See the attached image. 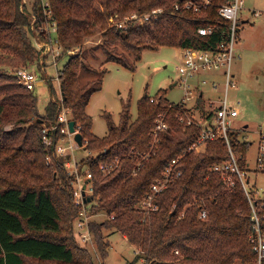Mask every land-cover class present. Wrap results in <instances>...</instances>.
<instances>
[{
	"label": "trees",
	"instance_id": "16d2710c",
	"mask_svg": "<svg viewBox=\"0 0 264 264\" xmlns=\"http://www.w3.org/2000/svg\"><path fill=\"white\" fill-rule=\"evenodd\" d=\"M200 0H48L57 38L68 51L80 47L87 37L100 34L106 43L105 63L114 62L130 67V61L116 53L121 45L138 60L145 50L159 48L214 50L218 37H202L199 28L219 29L226 24L217 14L225 0H210L211 6L201 16L183 11L172 13L175 5ZM22 0H0V66L24 67L38 56L30 39L29 20L21 12ZM162 8L164 14L153 18L149 28L139 31L133 24L125 30L107 28L109 18L133 13L147 14ZM27 14L43 15L40 0H28L23 6ZM138 37L146 38L144 42ZM113 47L112 49L110 47ZM61 60V59H59ZM133 70V68H131ZM59 84L65 107L83 140L86 149L96 156L82 163L92 174L93 198L106 219L90 222L96 252L101 261L108 253V231H117L140 253L127 264H251L254 253L248 241L251 232L250 208L240 188L226 189L218 173L211 169L229 160L222 138L196 145L199 129L179 122L177 107H169L163 94L155 103L143 96L137 102V117L131 118L130 101L123 103L116 124L104 114L107 133L98 138L91 132L92 119L86 107L93 94L101 90L107 71L93 70L85 59L71 57L60 71ZM81 74L97 75L85 85L79 84ZM200 118L205 112L197 101ZM54 102L44 113L37 110L34 94L16 78L0 72V131L9 114L17 123L36 116L37 121L25 129L0 133V264H96L90 252L81 248L74 237L72 225L78 215L72 198L73 177L68 175L65 158L42 143V126H49L56 116ZM165 113L168 130L160 135L156 154L146 162L135 177H131L135 160L129 152H147L148 134L157 114ZM58 136H54L56 143ZM230 147L245 157L249 144L240 142L237 133L228 135ZM195 145V146H194ZM48 160V165L47 159ZM181 157L177 168L181 177L170 184L155 199L157 209H139L151 185L162 177L164 169ZM121 159L119 168L105 176L99 165ZM246 163L240 162L245 168ZM203 201L206 219L200 220L199 210L190 204ZM190 205V207H188ZM264 232V203L258 204ZM184 216L180 219L181 214ZM113 217V219H111ZM178 251V255L174 252Z\"/></svg>",
	"mask_w": 264,
	"mask_h": 264
},
{
	"label": "built area",
	"instance_id": "2783aa9c",
	"mask_svg": "<svg viewBox=\"0 0 264 264\" xmlns=\"http://www.w3.org/2000/svg\"><path fill=\"white\" fill-rule=\"evenodd\" d=\"M27 4V0H22L20 10L23 12L29 20L30 39L36 50H42L47 55H52L51 65L55 68L57 75L56 64L62 54V47L57 38V26L53 20L52 11L48 0H40V6L42 10L43 20L39 21L35 13L27 14L23 11V6ZM211 6L210 0H200L198 3L186 2L183 5H175L172 13H180L190 10L194 16H201L207 8ZM245 10V0H225V2L217 7V14L225 22V27L219 29L212 26L206 28H199L198 34L202 37H218V43L214 50H193V49H181V61L177 68L178 80L174 84L182 89L183 96L179 103H171L169 107H177L179 113L177 118L180 123L186 126H196L199 129V138L196 145H200L206 141H213L217 138H222L227 146L229 160L223 164L216 165L211 169L212 172L218 173L223 182V186L226 189H233L237 185L240 186L247 203L250 208V223L251 232L248 236V241L252 247L254 253V260L251 264H264V232L262 230L263 218L259 215L258 204L264 203V191L261 188H255V185L251 183V179L248 177V170L240 166V162H245V157L237 155L232 151L229 143L228 135L234 132L230 129V126L235 122L239 116V110L234 106H228L227 93L229 88L234 87L233 73L231 70L232 61L235 59V44L237 41V26L239 23V12ZM164 14L162 8L153 9L147 16L141 19L142 23L149 21L151 18H156L159 15ZM251 14L254 17L260 16L259 12L252 11ZM135 15L131 18H127V21L133 20ZM142 25V24H141ZM118 30L123 29L124 25L119 23ZM125 29V28H124ZM53 34L55 35L53 39ZM53 44L57 45L56 50L53 48ZM70 53V52H69ZM43 73V78L35 74V71L29 69H17L11 74L17 79L18 83L25 89L32 92L36 87L42 85L43 81L50 84V78L44 73L45 70H40ZM219 73L220 80L222 81L225 92L223 97H213L208 99V110L204 109L205 118H200V112L197 107V101H201L204 92L201 90V86H211L213 89H217L218 82L209 78L216 77ZM60 88V84H59ZM61 92V91H60ZM151 103H155V99H150ZM56 106V116L49 126H44L41 130L42 143L46 149L54 147L55 153L61 157L66 156L67 153L73 154L80 150L86 149L87 142L85 141L82 147H79L74 141L75 134L79 133V127H75L74 133L69 132L68 124L71 121L70 110L65 107L62 96L58 101H54ZM190 105V106H189ZM197 117H195V115ZM213 121V123H211ZM168 130L166 122V114L159 113L155 118L154 127L148 134L150 148L147 152L134 151L130 152L129 157L135 160V167L132 170L131 177H135L138 172L143 168L144 164L150 160L152 156L156 154L158 146L160 144V135ZM54 136H58L56 143H54ZM195 146V145H194ZM91 157V156H90ZM47 161L49 158H46ZM181 157H177L172 160L171 163L164 169L162 177L155 181L151 187L143 202L141 203V209L144 212H151L157 209L155 205V199L157 196L165 190L170 184L175 182L181 177L182 172L177 168V163ZM120 159L115 158L108 163H102L99 165V170L102 174L110 173L117 165ZM246 163V162H245ZM65 167L68 169L73 167V172L68 174L73 177L70 185L72 186V198L74 206L78 208V215L76 218L75 228L77 229V236L81 242H91L92 234L87 227L88 211L91 209L93 198V182L92 174L88 168L82 170L83 176L79 173L75 162H65ZM254 176H264V132L259 133V143L255 157ZM203 204V201L193 200L190 204L193 207ZM190 205L188 207H190ZM201 205L199 210V219H206V210ZM182 213L178 219L182 218ZM113 219V217H111ZM140 253L137 250L134 254ZM178 255V251L174 252Z\"/></svg>",
	"mask_w": 264,
	"mask_h": 264
},
{
	"label": "rangeland",
	"instance_id": "374dc122",
	"mask_svg": "<svg viewBox=\"0 0 264 264\" xmlns=\"http://www.w3.org/2000/svg\"><path fill=\"white\" fill-rule=\"evenodd\" d=\"M248 10H255L260 13V16L254 17L249 14ZM147 14L133 13L122 18H119V15H114L109 18L107 28L110 25L113 26L114 30H118V26L116 27L115 24L122 23L126 29L129 24H133L136 29L145 32L149 28L150 20L153 19L151 18L149 21L142 23L143 21L140 18L147 16ZM133 15H135V18L128 22L127 18H131ZM241 18H249L250 23H242ZM124 28L121 30H125ZM52 37L54 39L55 35L53 34ZM137 39L142 42L147 40L143 37H138ZM52 46L56 50L57 45L53 44ZM104 47H106V43L100 34L87 37L80 47L69 49L68 51L62 48L63 52L59 57L61 60H58L56 64L58 76L61 74L60 71L64 66V62L71 57L75 58L78 56L84 58L85 62L93 70L99 72L105 68L107 71L101 90L91 96L85 110L86 114L92 119L91 132L94 136L102 138L107 133L104 114H109L116 124L119 122L121 106L128 100L130 101L129 112L133 120L137 117V102L143 96L150 99L155 98L158 94H163L165 100L169 103L177 104L181 101L183 96L182 89L174 84L178 80L177 68L182 56L180 49L163 47L156 51L145 50L141 53L140 58L135 60L130 51L121 45H114L116 53L123 54L130 61L132 70L129 67H122L114 62L105 63L106 55L104 54ZM113 47L111 46L110 48L112 49ZM37 51H39L38 56L31 64L24 67L13 65L0 66V72L5 76L13 78L12 72L17 69L26 68L30 71H35V74L41 79L43 78V73L40 70H45L44 73L50 78V84L43 81L42 85L36 87L33 91L37 99V110L40 114H43L46 105L49 102L58 101L61 92L55 68L51 65L52 55H47L42 50ZM235 56L231 66L235 85L229 88L227 103L228 106H234L239 110V116L234 119L235 122L230 126V129L237 133V139L240 142H247L249 144L245 153L248 177L251 179V183L255 185V188L259 187L264 191V176L257 175L255 177L253 172L259 143V133L264 132V0H245V10L239 12ZM219 73L216 77L212 76V78H209L210 81L218 82L217 89L199 84L201 90L204 92L201 106L205 110L209 109L208 99L217 98L218 96L223 97L224 95L225 87L220 80ZM96 78L97 75L81 74L79 84L85 85ZM12 120L13 115L9 114L0 133H10L19 128L25 129L28 124L36 122L37 117H28L20 124L15 121V118L14 122ZM44 126L46 124H43L42 128ZM84 142L85 140H83ZM129 154L130 152L127 156ZM96 155V153L94 154L87 149H80L73 154L74 159L71 153H67L64 158L70 163V166L72 162H75L79 173L82 174V170L86 167L82 161L87 157ZM46 164L48 165V161ZM120 164L121 159L110 173L103 175L107 176L113 173L119 168ZM67 172L72 173L73 167L68 168ZM80 177L84 179V175ZM139 209L142 210L141 206H139ZM87 215L90 216L87 223L88 228L90 222L100 223L107 218L105 213L99 210L96 199H94L93 205ZM76 218L72 225L75 240L81 248L90 252L96 264H127L133 260L134 253L139 249L131 245L121 233L108 231L106 234V239L109 242L108 255L105 260L101 261L96 252L93 237H91V242L87 243L81 242L78 238L77 229L75 228ZM139 263L142 264L141 259ZM235 264L240 263L236 262Z\"/></svg>",
	"mask_w": 264,
	"mask_h": 264
},
{
	"label": "water",
	"instance_id": "95a60500",
	"mask_svg": "<svg viewBox=\"0 0 264 264\" xmlns=\"http://www.w3.org/2000/svg\"><path fill=\"white\" fill-rule=\"evenodd\" d=\"M61 96H62V94H61ZM62 99H63V96H62ZM74 126H75V122L71 120V121L69 122V124H68V128H69V132H70V133H74V131H75ZM74 141L77 143V145H78L79 147H82V144H83V138H82V136H81L80 133L75 134V136H74Z\"/></svg>",
	"mask_w": 264,
	"mask_h": 264
},
{
	"label": "crops",
	"instance_id": "0c3cea01",
	"mask_svg": "<svg viewBox=\"0 0 264 264\" xmlns=\"http://www.w3.org/2000/svg\"><path fill=\"white\" fill-rule=\"evenodd\" d=\"M248 11H249V14L252 15V14H251L252 11H250V10H248ZM254 11H255V10H254ZM252 16H253V15H252ZM241 19H242V23H244V24L250 23L249 18H244V19L241 18ZM195 117H197V115H195Z\"/></svg>",
	"mask_w": 264,
	"mask_h": 264
}]
</instances>
